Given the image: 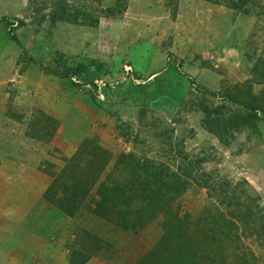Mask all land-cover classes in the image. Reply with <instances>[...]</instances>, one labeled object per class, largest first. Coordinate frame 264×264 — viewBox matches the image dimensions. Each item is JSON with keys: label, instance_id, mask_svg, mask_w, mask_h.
Returning <instances> with one entry per match:
<instances>
[{"label": "rangeland", "instance_id": "1", "mask_svg": "<svg viewBox=\"0 0 264 264\" xmlns=\"http://www.w3.org/2000/svg\"><path fill=\"white\" fill-rule=\"evenodd\" d=\"M67 1L70 11L91 14L98 25L52 18L55 0H0V163L3 129L16 128L3 127V93H8L6 104L16 97L19 109L39 116L35 135L49 142L56 136L48 167L40 163L38 171H50L49 196L56 205L50 202L65 213L72 205L62 187L74 179L86 191L76 195L70 217L89 231L84 237L96 240L102 256L133 264L164 233V215L132 232L92 211L101 184L120 189L130 184L126 155H132L187 180L189 188L170 208L192 235L198 264H264L258 234L264 214V0H252L245 12L236 11L231 0ZM18 21L23 25L16 26ZM77 66L83 67L80 74L66 75ZM38 76L53 100L43 89L30 88ZM99 79L107 84L101 101L92 86ZM32 99V106L25 105ZM252 100L258 109L250 112L245 104ZM61 132L87 137L72 151L69 143L58 148L65 140ZM221 184L229 191L238 188L232 200L222 201ZM28 186L11 180L3 185L0 168V192H24L10 193L17 200L4 197L5 208L24 212L32 204ZM248 207L253 220L245 215ZM3 214L12 215L2 208V229Z\"/></svg>", "mask_w": 264, "mask_h": 264}, {"label": "crops", "instance_id": "2", "mask_svg": "<svg viewBox=\"0 0 264 264\" xmlns=\"http://www.w3.org/2000/svg\"><path fill=\"white\" fill-rule=\"evenodd\" d=\"M38 78L40 80V76ZM49 81L52 80H48V83H52ZM32 87L39 92L43 89L45 94L54 96V94H50L51 91L47 85L45 87L42 84L41 80L37 85L31 83L30 88L32 89ZM3 95H5L3 96V127L6 125L11 129L16 127L14 130L7 127L3 129V163H0V168L3 166V185L7 180L29 185L26 193H29L32 204L24 212L16 211L17 206L14 205L5 208L4 197L6 199L15 197L17 200L14 195H24V192L11 191V188L6 189L8 192H0V211L3 208V213L6 211L7 214H12L8 216L3 214V229L0 228V264H71L74 257L73 253H78L75 258H80L79 260L74 258L73 263L75 264H129L127 260L121 257L115 259L102 256V251H100L96 240L90 236L84 237V231H89L75 226L70 214L55 207V201L49 196V192L53 189L49 188L51 184L50 171L42 174L38 168L40 163L46 165L51 160L52 151L56 145V136L54 142H49V140L35 135L36 128L33 122H39V116L35 115L33 110L19 109L21 104L16 102V97L14 102L9 105L6 104L8 103L6 97L9 94L3 93ZM53 98L55 96L49 99L53 100ZM34 100L32 99L31 103H25V105L32 106ZM42 104L45 103L42 102ZM9 106L15 107L9 108ZM44 112L47 116L45 120H48L51 114L45 109ZM85 114H83V118L86 121L90 120L91 116ZM5 122L10 124L4 125ZM82 126V131L87 133L86 127ZM18 132L21 136L18 135ZM29 132L30 135H28ZM61 135L65 140L62 144L60 143L58 148H64V144L68 146L67 143H69L72 151H75L81 145L82 139L87 137L86 134L80 137L82 136L80 134L76 138L73 132L70 136L62 132ZM86 141H83V144ZM6 185L8 184L6 183ZM50 201L54 202L55 205H52ZM9 210L10 212H8ZM80 213L81 211L76 213L74 217H80ZM94 233L97 234L98 232L95 231ZM90 234L92 235V233ZM82 257L85 259L84 262L81 260Z\"/></svg>", "mask_w": 264, "mask_h": 264}, {"label": "trees", "instance_id": "3", "mask_svg": "<svg viewBox=\"0 0 264 264\" xmlns=\"http://www.w3.org/2000/svg\"><path fill=\"white\" fill-rule=\"evenodd\" d=\"M232 6L236 11H244L245 6L252 0H231ZM57 8L51 13L52 18L66 21L75 25L96 27L99 23L97 18H94L91 14L80 11H70L67 0H55ZM85 10V9H83ZM112 12V11H110ZM23 23L18 21L16 26H22ZM12 27V24H8ZM12 40L16 41V37L13 35ZM82 66H77L73 70H67L66 75L70 71L76 75L80 74L82 71ZM231 102L241 103L233 97H228ZM245 107L251 112L256 111L258 106L255 104V100L249 101L245 104ZM223 130H226L224 125ZM224 130V131H225ZM128 162L126 163L129 169V185L125 189H120L118 187L108 188L101 184L98 188L97 195L98 199L94 204L92 209L93 213L114 224L118 228L125 230H130L132 232H137L143 229L146 223L150 220L157 218L159 215H164V220L161 223L164 233L159 240V244L150 250L145 256L136 261L133 264H198L195 252V244H193L192 235L187 233L185 228H183V219L179 218L177 214H173L170 208L171 202L181 195L189 188L187 180H183L178 175L174 173H169L168 169L164 166H159L151 160H141L132 155H126ZM122 155V157H126ZM186 170V168H185ZM74 184L71 186L62 187L63 197L69 198L71 202V209L67 211L68 214H72L73 209L76 207L75 202L77 196H81V191L86 193L84 189H81L78 182L74 179ZM198 181V180H196ZM94 181L91 182V184ZM199 183V182H198ZM205 187H209L208 183L204 184ZM226 188L229 186L221 184ZM224 188L223 195L225 200H232L234 198V192L238 188H233L228 190ZM75 191V192H74ZM120 196V197H119ZM123 197V204H120ZM259 199L251 198L250 202H255ZM61 204L65 202V199L59 200ZM232 202V201H230ZM132 205H134L132 207ZM62 207V206H61ZM248 214L246 217L253 220V212L250 208L247 209ZM222 218V214H219V219ZM245 218V216H243ZM187 219V218H185ZM215 220V225L220 228V220ZM259 236L261 240L264 241V214L262 215V220L259 221ZM188 229V228H187ZM185 230V231H184ZM162 251L165 252V256L162 255ZM78 253H73L74 257L71 260L73 263L75 256ZM80 258H75L79 260ZM82 262L84 258L82 257ZM151 262V263H149Z\"/></svg>", "mask_w": 264, "mask_h": 264}, {"label": "built area", "instance_id": "4", "mask_svg": "<svg viewBox=\"0 0 264 264\" xmlns=\"http://www.w3.org/2000/svg\"><path fill=\"white\" fill-rule=\"evenodd\" d=\"M124 72H125V74L126 75H129V74H131L130 72V69H128V67H124ZM73 82H75V83H78V81H76V79H75V76H73V78H70ZM95 85V86H94ZM94 85H92L93 86V88H95L94 90L96 91L95 93H94V97L96 98V99H98V100H103V97H102V91H103V89H105L106 87H107V84H106V82H104L102 79H99V80H95L94 81ZM86 87H88V86H86Z\"/></svg>", "mask_w": 264, "mask_h": 264}]
</instances>
